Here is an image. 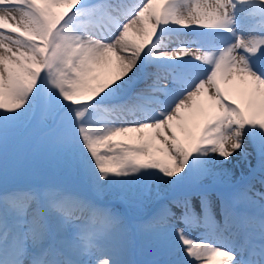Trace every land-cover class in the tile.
I'll return each instance as SVG.
<instances>
[{"label":"snow or ice","instance_id":"snow-or-ice-1","mask_svg":"<svg viewBox=\"0 0 264 264\" xmlns=\"http://www.w3.org/2000/svg\"><path fill=\"white\" fill-rule=\"evenodd\" d=\"M33 125L81 187L0 191V264H264V0H0V173Z\"/></svg>","mask_w":264,"mask_h":264},{"label":"rangeland","instance_id":"rangeland-1","mask_svg":"<svg viewBox=\"0 0 264 264\" xmlns=\"http://www.w3.org/2000/svg\"><path fill=\"white\" fill-rule=\"evenodd\" d=\"M43 129L37 125L21 130L13 144L10 146V164L6 174L0 173V191L5 188L15 189L16 186L36 188L34 184L27 183V175L30 171L32 180L38 187L51 184H60L64 188L77 189L81 183L74 173L69 172L63 161L57 157L54 149L49 145L47 133L40 135ZM19 143V144H18ZM17 146L15 153L11 148ZM13 186V187H11ZM132 221L138 222L134 217ZM139 235L133 236V240ZM149 250L148 243L144 244L138 251L141 255ZM150 256V255H149ZM151 257V256H150Z\"/></svg>","mask_w":264,"mask_h":264},{"label":"bare ground","instance_id":"bare-ground-1","mask_svg":"<svg viewBox=\"0 0 264 264\" xmlns=\"http://www.w3.org/2000/svg\"><path fill=\"white\" fill-rule=\"evenodd\" d=\"M246 147L249 152L252 153L250 159L252 162V168H255L256 166V152L250 142L246 144ZM232 163L226 164L225 167L229 168L232 172L231 176V183L240 187H243L244 185L248 183L254 184V191L256 192H263L262 189L259 188L260 183L258 178L253 180L251 169L240 159V153L237 152L236 155L232 158H230ZM257 177L259 176V173L256 174ZM256 199H259V197H255ZM133 258V256H132Z\"/></svg>","mask_w":264,"mask_h":264}]
</instances>
